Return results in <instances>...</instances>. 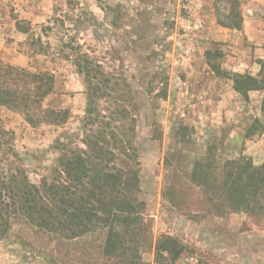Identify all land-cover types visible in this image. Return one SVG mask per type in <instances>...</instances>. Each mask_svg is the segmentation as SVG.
Returning a JSON list of instances; mask_svg holds the SVG:
<instances>
[{
    "label": "rangeland",
    "instance_id": "rangeland-1",
    "mask_svg": "<svg viewBox=\"0 0 264 264\" xmlns=\"http://www.w3.org/2000/svg\"><path fill=\"white\" fill-rule=\"evenodd\" d=\"M226 1L0 0V61L51 72L54 95L43 106L70 113L61 126L32 128L0 107V173H23L38 184L50 177L58 148L82 147L87 96L77 59L84 53L109 85L117 84L114 96L136 118L139 199L151 236L142 263L154 264V243L168 235L184 246L175 264H264V220L213 214L189 179L193 162L210 149L218 160L264 162V90L248 101L231 99L229 82L219 83L205 63L207 50L225 57L246 45L243 36L217 24V12L228 11ZM238 1L242 15L250 0ZM98 105L102 112L115 109L104 98ZM253 124L255 134L245 139ZM180 126L187 128L184 139ZM92 244L90 237L58 245L17 222L0 239V264H68L66 257L73 264H100Z\"/></svg>",
    "mask_w": 264,
    "mask_h": 264
},
{
    "label": "trees",
    "instance_id": "trees-1",
    "mask_svg": "<svg viewBox=\"0 0 264 264\" xmlns=\"http://www.w3.org/2000/svg\"><path fill=\"white\" fill-rule=\"evenodd\" d=\"M226 6V13L217 12V24L241 31L239 1L227 0ZM204 58L213 77L230 82L244 101L251 92L264 90V60L252 75L225 69L220 51L207 50ZM77 73L84 80L87 96L82 147L58 148L50 177L38 184L23 173H0V239L12 224L22 222L58 245L92 237L100 264H143L141 252L151 236L149 223L144 221L145 203L139 199L136 118L126 110V102L114 96L119 91L117 84L109 85L110 79L84 53L77 59ZM54 79L51 72H31L0 61V107L20 114L32 128L61 126L69 110L43 106L54 95ZM161 96L165 99L166 92ZM103 98L114 105L118 101V105L102 112L98 101ZM255 125L245 132V139L255 134ZM179 130L184 139L187 128L180 126ZM189 179L202 189L204 203L213 214L243 213L264 220V162L255 166L244 156L218 160L210 149L193 162ZM153 248L154 264H175L184 251L182 243L168 235H160Z\"/></svg>",
    "mask_w": 264,
    "mask_h": 264
},
{
    "label": "crops",
    "instance_id": "crops-1",
    "mask_svg": "<svg viewBox=\"0 0 264 264\" xmlns=\"http://www.w3.org/2000/svg\"><path fill=\"white\" fill-rule=\"evenodd\" d=\"M242 18L243 23L241 31L221 29L224 33L240 34L244 37L246 43V45H242L240 49H237L236 46L234 51L228 52V55L225 54L223 67L233 72L244 73L247 71L255 75L259 68L258 62L264 60V0H250V4L245 9L244 13H242ZM231 54L238 55V59H232L233 57ZM16 61L17 60L14 59L11 63L17 65ZM253 68H257L255 72L250 71ZM240 69H242V71ZM217 81H219V83L223 82L222 80ZM228 86V91L230 90L228 92L229 97H232L231 99H233V97L236 99L238 94L232 90L230 82ZM258 93L259 91L251 92L249 98Z\"/></svg>",
    "mask_w": 264,
    "mask_h": 264
}]
</instances>
